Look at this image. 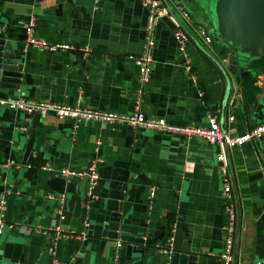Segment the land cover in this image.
Segmentation results:
<instances>
[{
	"label": "crops",
	"instance_id": "1",
	"mask_svg": "<svg viewBox=\"0 0 264 264\" xmlns=\"http://www.w3.org/2000/svg\"><path fill=\"white\" fill-rule=\"evenodd\" d=\"M144 1L0 0L5 40L24 71V85L7 98L132 112L138 83L130 56L141 45ZM160 1L165 14L153 31L152 63L142 85L141 111L192 125L205 123L212 114L228 133L243 132L263 121L264 72L249 65L251 57L257 56L241 57L248 73L240 74L237 55L210 32L208 0ZM175 6L208 29L213 37L210 45L194 36ZM169 17L188 38L184 48L195 83L180 63ZM29 24L32 37L64 42L73 49L60 52L24 46ZM84 48L88 51L83 52ZM245 79L253 81L248 103L240 89ZM28 142L32 155L26 162L29 156L23 154ZM94 149L99 161L92 198H83V176H73L74 189L80 187L81 192L65 191L60 218L57 201L45 196L62 192L50 182L58 175L38 165L48 162L84 169ZM216 150V145L194 135L98 119L58 118L51 113L27 116L0 108V170L7 172L0 179L6 223L0 233V264H50L52 260L55 264H170L172 251L194 255V264H217L223 213ZM223 150L235 200L231 264L264 262V135ZM6 160L9 164L1 166ZM151 188L154 196L149 201ZM106 203L119 207L120 221L132 226L123 230L128 239L101 235ZM57 227L60 234L56 235ZM68 230H82L84 236H65ZM137 233L143 238L140 244L132 243Z\"/></svg>",
	"mask_w": 264,
	"mask_h": 264
},
{
	"label": "built area",
	"instance_id": "2",
	"mask_svg": "<svg viewBox=\"0 0 264 264\" xmlns=\"http://www.w3.org/2000/svg\"><path fill=\"white\" fill-rule=\"evenodd\" d=\"M144 5L146 8L145 18L142 24V41L139 51L136 55L130 56L133 64L137 68L136 80L138 87L135 90L134 105L132 112L129 114H120L115 112L100 111L90 108L81 109L76 105L57 104L42 100H31L24 97H16L13 99L0 97V108H5L10 111L19 112L24 115H37L45 116L48 113L53 114L58 118L68 117L73 119H98L106 122L123 123L130 126L143 127L144 129H150L156 132H166L180 134L183 136H199L204 140L216 145L217 150L214 153V159L217 163V167L222 176L221 183V198H222V213L223 221L220 225L222 232V245L220 251L217 253V264H231L234 255V239H235V200L232 193L231 185L227 179V159L224 153V147H233L235 145H241L244 142L251 140L252 138L264 135V120L253 125L248 126L243 132L240 133H228L223 131L217 121V116L208 114L203 124H184V123H172L159 116H147L139 108L140 97L143 92L142 85L146 83L150 69H151V52L154 46L153 31L160 19L165 14V10L162 7L160 0H145ZM175 10L180 14L181 18L192 31L194 36L198 38L204 45H210L213 37L209 33L208 29L204 25L197 24L189 15L186 10H183L180 6H175ZM173 23V29L171 30V36L174 39L176 49L180 53V63L182 64L188 79L191 83H195L194 76L190 70V59L185 52V43L188 41L187 36L178 26V23L174 18L169 17ZM31 24L26 28V35L24 46L30 45L39 49H45L48 51H68L73 49V46L64 42H46L41 39L32 37ZM87 52V48L82 50ZM201 92H198V96ZM232 116H227L228 120H231ZM21 129V127H19ZM98 143V141H97ZM99 161V157L96 155V149L94 154L90 158L88 164L84 169H70L66 167H57L48 162H42L38 165L40 170H44L48 173H56L64 177L65 181H68L73 176H83L85 180V186L83 191V198L89 201L92 198V189L97 183L98 173L96 170V164ZM9 161L6 160L1 163V166L6 167ZM46 198L55 199L57 201L58 216L63 217V206L65 203V191L62 192H47ZM154 196V190L151 188L148 190L147 197L150 201ZM5 201L0 199V233L3 231L5 221L3 217ZM87 225V222L84 223ZM53 232L57 235L60 234L59 227L55 228ZM65 236L79 235L84 236L83 231L77 233L73 230L64 232ZM119 246V242L116 244ZM165 250V249H164ZM170 251V250H168ZM171 252V251H170ZM115 260L118 257V251L116 250ZM50 264H55L52 260Z\"/></svg>",
	"mask_w": 264,
	"mask_h": 264
},
{
	"label": "water",
	"instance_id": "3",
	"mask_svg": "<svg viewBox=\"0 0 264 264\" xmlns=\"http://www.w3.org/2000/svg\"><path fill=\"white\" fill-rule=\"evenodd\" d=\"M207 10L211 19L210 32L232 49L237 57H264V0H208ZM4 30L5 28L0 25V97L2 98L10 95V91L20 90V87L24 85V71L18 59L14 58L10 43L5 40ZM243 65V62L237 60L240 74L248 73ZM30 148V142H28L23 154L24 158L29 156L24 160L26 162L32 155ZM6 174V170H0V179L3 180ZM50 182L59 191L76 189L77 192H81L80 187L74 189L75 183L71 178L65 181L64 177L58 175L52 177ZM11 198L12 194L7 198V210L11 204ZM130 227L132 226L120 221L119 207L114 208L106 203L101 221V235L128 239L123 230ZM132 240V243L140 244L143 238L140 233H137ZM194 260L192 254L172 251L169 262L170 264H194ZM254 264H264V262L256 260Z\"/></svg>",
	"mask_w": 264,
	"mask_h": 264
},
{
	"label": "trees",
	"instance_id": "4",
	"mask_svg": "<svg viewBox=\"0 0 264 264\" xmlns=\"http://www.w3.org/2000/svg\"><path fill=\"white\" fill-rule=\"evenodd\" d=\"M249 65L252 66L253 68H258L261 69L264 72V57L257 58L254 57L250 60ZM253 81H249V79H245L241 83V95L242 98L244 99V103H248L249 101L252 100V96L250 94L251 90L253 89Z\"/></svg>",
	"mask_w": 264,
	"mask_h": 264
},
{
	"label": "rangeland",
	"instance_id": "5",
	"mask_svg": "<svg viewBox=\"0 0 264 264\" xmlns=\"http://www.w3.org/2000/svg\"><path fill=\"white\" fill-rule=\"evenodd\" d=\"M211 20V19H210ZM238 60H242L241 57L238 56Z\"/></svg>",
	"mask_w": 264,
	"mask_h": 264
}]
</instances>
